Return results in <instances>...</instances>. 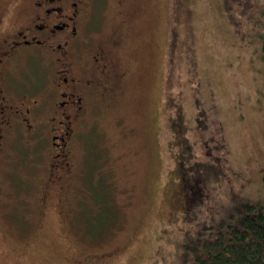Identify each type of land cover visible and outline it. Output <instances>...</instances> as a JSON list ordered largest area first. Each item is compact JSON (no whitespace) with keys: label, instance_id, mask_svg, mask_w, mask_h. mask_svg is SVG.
Instances as JSON below:
<instances>
[{"label":"rangeland","instance_id":"rangeland-1","mask_svg":"<svg viewBox=\"0 0 264 264\" xmlns=\"http://www.w3.org/2000/svg\"><path fill=\"white\" fill-rule=\"evenodd\" d=\"M85 34L83 67L99 46L125 74L77 136L65 210L56 193L42 204L58 161L47 135L15 129L0 264H171L198 221L264 205V0H93ZM181 152L207 171L189 211L175 200Z\"/></svg>","mask_w":264,"mask_h":264},{"label":"flooded vegetation","instance_id":"flooded-vegetation-1","mask_svg":"<svg viewBox=\"0 0 264 264\" xmlns=\"http://www.w3.org/2000/svg\"><path fill=\"white\" fill-rule=\"evenodd\" d=\"M23 2L0 3V193L6 148L20 125L31 144L47 135L58 161L47 166L42 204L56 193L65 210L77 170V136L98 106L99 94L112 96L118 67L113 54L99 46L85 68L79 62L93 0H30L16 17ZM25 80L31 81L20 88L18 81L25 85Z\"/></svg>","mask_w":264,"mask_h":264},{"label":"trees","instance_id":"trees-1","mask_svg":"<svg viewBox=\"0 0 264 264\" xmlns=\"http://www.w3.org/2000/svg\"><path fill=\"white\" fill-rule=\"evenodd\" d=\"M174 45V44H173ZM124 72L119 74L124 76ZM117 75L112 85L113 94L118 91L120 77ZM105 94V93H104ZM112 94V95H113ZM101 96H104L101 93ZM106 99V96H104ZM171 121V119H170ZM173 126V123L171 122ZM185 149L188 146H184ZM184 153V148L182 149ZM178 173L181 172L182 188L175 200L191 208L194 203L205 196V170L186 166L190 154L181 152ZM185 163V162H184ZM180 174V173H179ZM193 176L194 182L185 183V176ZM211 226L198 221L194 229L186 230L180 243V253L171 264H264V205L262 203H245L238 216L228 214L211 217ZM170 264V263H169Z\"/></svg>","mask_w":264,"mask_h":264}]
</instances>
